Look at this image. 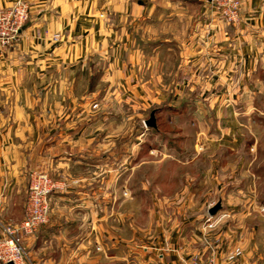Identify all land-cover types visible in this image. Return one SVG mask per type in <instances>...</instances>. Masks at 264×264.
<instances>
[{
  "label": "rangeland",
  "instance_id": "1",
  "mask_svg": "<svg viewBox=\"0 0 264 264\" xmlns=\"http://www.w3.org/2000/svg\"><path fill=\"white\" fill-rule=\"evenodd\" d=\"M23 1L29 19V4ZM58 39V35L53 37V41ZM165 64L170 67L172 62ZM177 80L161 78L159 93L148 94H126L116 88L105 91L103 82L96 87L87 74L74 80L69 96L79 100V107L69 104V110L54 113L65 120L63 126L60 121L55 123L57 132L63 131L66 120L76 125L96 119L94 130L91 124L84 131L80 128L79 134L99 137L102 153L114 149L111 160L102 159L101 165L103 168L108 162L112 170L99 174L100 188L80 190L81 180L91 175L80 167L69 168L67 174L38 169L36 173L47 175L56 189L48 197L47 221L22 241H33L53 215L52 226L63 224L70 233L63 239L61 231L49 232L51 239L44 245L60 243L72 249L88 236L84 245L91 247L89 225L95 214L101 218V238L95 244L99 252L54 254V262L63 258L67 263H92L91 259L99 264L157 263L158 255H167L176 246L184 253L182 264L193 259L201 264H238L242 254L240 224L256 228L255 242L263 247L264 72L259 71L255 78L240 75L230 79L229 90L234 92L229 93L222 92L219 82L218 88H210L212 81L204 72L196 78L179 79L174 91L172 83ZM152 111L155 129L145 126ZM72 127L70 135H77L79 126ZM82 143L85 147L86 141L78 146ZM92 193L96 196L94 206L77 204L80 196ZM218 202L221 209L210 216L209 210ZM240 215H247L246 220L241 222ZM233 251L238 256L228 263L226 258ZM25 255L24 264H31L27 252Z\"/></svg>",
  "mask_w": 264,
  "mask_h": 264
},
{
  "label": "crops",
  "instance_id": "2",
  "mask_svg": "<svg viewBox=\"0 0 264 264\" xmlns=\"http://www.w3.org/2000/svg\"><path fill=\"white\" fill-rule=\"evenodd\" d=\"M26 1L29 19L18 41L0 47V230L23 220L30 173L41 169L67 174L77 166L91 173L78 188L93 190L100 188L99 174L112 170L108 162L103 168L101 165L102 159L111 160L114 149L102 153L99 137L79 134L80 128L84 131L91 124L94 130L96 119L76 125L66 120L63 131L57 132L55 123L60 121L63 126L65 120L54 113L79 107V100L69 96L75 79L87 74L96 87L103 82L105 91L116 88L126 94H148L159 93L161 78L178 79L172 83L175 91L179 79L196 78L204 72L212 81L210 88H218L219 82L222 92L229 93L234 92L229 90L230 79L240 75L255 78L256 73L264 72V0H242L236 25L222 21L205 0ZM14 2L0 0V9ZM55 35L57 41H53ZM155 79L156 83L151 81ZM72 126H79L77 135H70L75 129ZM76 139L78 145L86 141L85 147L83 143L79 147ZM95 202L92 193L80 196L77 204L85 207ZM52 218L33 241H22L29 263L99 264L95 259L92 263H67L63 258L54 262L52 255L99 252L95 244L101 238L100 216H91L93 245L86 247L89 238L84 236L72 249L60 243L44 245L51 239L49 232L61 231L63 239L70 233L63 224L52 226ZM246 218L240 215L241 222ZM258 232L240 224L238 264H264V243L262 247L255 242ZM171 249L167 255H158L157 263L147 264H182L184 253L176 246Z\"/></svg>",
  "mask_w": 264,
  "mask_h": 264
},
{
  "label": "built area",
  "instance_id": "3",
  "mask_svg": "<svg viewBox=\"0 0 264 264\" xmlns=\"http://www.w3.org/2000/svg\"><path fill=\"white\" fill-rule=\"evenodd\" d=\"M218 9L222 18L229 24L239 21L241 0H205ZM28 19V6L18 0L9 9H0V46L5 47L16 43L20 31ZM57 38V37H56ZM56 189L55 184L45 174L36 172L30 175L28 197L24 218L17 228H2L0 235V264H24L26 255L22 249V238L33 234L38 227L47 221L49 212L48 197ZM238 256L237 251L230 252L226 258L231 263ZM193 259L190 264L197 263ZM208 264H216L210 261Z\"/></svg>",
  "mask_w": 264,
  "mask_h": 264
},
{
  "label": "water",
  "instance_id": "4",
  "mask_svg": "<svg viewBox=\"0 0 264 264\" xmlns=\"http://www.w3.org/2000/svg\"><path fill=\"white\" fill-rule=\"evenodd\" d=\"M145 126L146 128H152V129H155L156 128V125H155V119H154V111H152L150 113V117L149 119L145 122ZM221 209V205L220 203L218 202L214 207H212L210 210H209V215L210 216H214L219 210Z\"/></svg>",
  "mask_w": 264,
  "mask_h": 264
}]
</instances>
